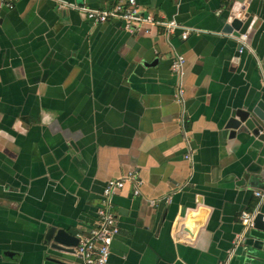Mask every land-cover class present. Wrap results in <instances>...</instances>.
<instances>
[{"label": "crops", "instance_id": "0c3cea01", "mask_svg": "<svg viewBox=\"0 0 264 264\" xmlns=\"http://www.w3.org/2000/svg\"><path fill=\"white\" fill-rule=\"evenodd\" d=\"M10 1L0 8V264H83L76 248L53 251L48 229L88 235L107 182L131 173L143 186L114 197L111 264H264L247 240L234 247L241 213L260 204L264 214V150L226 129L264 101V0L244 2L251 44L224 33L236 0H137L191 30L187 40L81 10L127 0ZM178 56L182 77L171 72Z\"/></svg>", "mask_w": 264, "mask_h": 264}, {"label": "built area", "instance_id": "2783aa9c", "mask_svg": "<svg viewBox=\"0 0 264 264\" xmlns=\"http://www.w3.org/2000/svg\"><path fill=\"white\" fill-rule=\"evenodd\" d=\"M13 8L14 4L9 0H0V8L3 6ZM89 20L95 24H104L111 20H120L124 22L127 32L140 34L149 32L154 26L161 25L166 29L167 35L173 34L176 30L182 29L181 38L187 40L191 35V30L184 28L175 20L168 22H159L154 16L145 14L138 5L137 0H127L117 4L111 10H98L82 7ZM242 51V50H241ZM186 59L184 56H178L171 63V72L176 76L185 74ZM184 89L182 86L176 94L177 99H182ZM193 152L189 150L185 155L187 160L193 158ZM133 185L134 196L141 195L143 181L136 174H128L118 179L109 180L103 190L101 208L98 210V217L95 228L88 234L79 236V243L76 247V254L81 258L83 264H111L112 245L119 235L120 228L117 215L114 210V197L121 193L128 184ZM257 198H264V190L255 192ZM154 206V202H151ZM260 204L253 211H243L240 215V223L243 230L237 235L234 241L235 249L244 244L249 232L255 229L256 220L261 213ZM264 222V217H263Z\"/></svg>", "mask_w": 264, "mask_h": 264}, {"label": "water", "instance_id": "95a60500", "mask_svg": "<svg viewBox=\"0 0 264 264\" xmlns=\"http://www.w3.org/2000/svg\"><path fill=\"white\" fill-rule=\"evenodd\" d=\"M244 2L245 0L231 2L224 33L231 34L241 39L243 42L251 44L257 31L254 28L256 18H254L249 11H246ZM5 7L8 6L5 5ZM240 50H242L241 45L238 48L239 52L237 55H239ZM226 129L230 131V138L234 139L238 136L251 137L259 142L262 145V150H264V101L260 100L256 104H247L243 108L236 110L229 119ZM263 217L264 214L261 212L256 220L255 229L258 234L252 235L246 241L247 245L258 250H264ZM45 242L51 245L53 251L68 254L75 252V248L79 243V238L70 234L65 229H58L53 226L48 229Z\"/></svg>", "mask_w": 264, "mask_h": 264}]
</instances>
